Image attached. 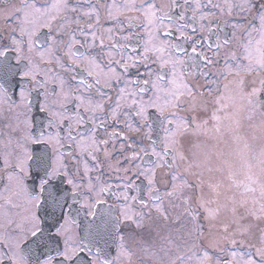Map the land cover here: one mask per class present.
<instances>
[{"label": "snow or ice", "instance_id": "1", "mask_svg": "<svg viewBox=\"0 0 264 264\" xmlns=\"http://www.w3.org/2000/svg\"><path fill=\"white\" fill-rule=\"evenodd\" d=\"M4 19L0 264H264V148L241 134L264 128V0Z\"/></svg>", "mask_w": 264, "mask_h": 264}, {"label": "flooded vegetation", "instance_id": "2", "mask_svg": "<svg viewBox=\"0 0 264 264\" xmlns=\"http://www.w3.org/2000/svg\"><path fill=\"white\" fill-rule=\"evenodd\" d=\"M158 2H161V0H158ZM19 4L20 0H0V29L7 27V23L4 19V14L6 12H10ZM3 122L4 121L0 119V126H2ZM241 134L246 138L252 153L258 154L261 148H264V128L261 127L259 116H257V118L251 122V126L249 125L248 121H244ZM231 147L234 148L235 145H231ZM240 147H243V145H240ZM228 150L229 149L226 148L224 151ZM113 183H115V181H113ZM105 199L108 201L109 204L114 203V198L111 196V194L105 197ZM100 207L103 208L106 207V205ZM78 219L83 220V217ZM101 247L105 249L109 257L115 256V244L111 241H109V244L107 246L101 244Z\"/></svg>", "mask_w": 264, "mask_h": 264}, {"label": "rangeland", "instance_id": "3", "mask_svg": "<svg viewBox=\"0 0 264 264\" xmlns=\"http://www.w3.org/2000/svg\"><path fill=\"white\" fill-rule=\"evenodd\" d=\"M209 143V146H211L212 144H214L215 142L212 141V142H208ZM216 147L218 149H221V150H225L226 148L229 149V146L228 145H225V144H218L216 145Z\"/></svg>", "mask_w": 264, "mask_h": 264}]
</instances>
